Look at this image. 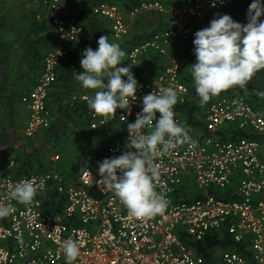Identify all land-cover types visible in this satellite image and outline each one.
Wrapping results in <instances>:
<instances>
[{"label": "built area", "instance_id": "1", "mask_svg": "<svg viewBox=\"0 0 264 264\" xmlns=\"http://www.w3.org/2000/svg\"><path fill=\"white\" fill-rule=\"evenodd\" d=\"M233 1L179 0L167 6L158 0H145L130 13L108 2L93 8L95 15L110 21L111 35L118 42L128 40L130 20L139 15H164L170 24L129 51L132 64L150 53L165 59L157 76L138 83L131 115L120 109L115 116L95 113L88 98L97 90L72 96V103L82 102L87 107L88 129L107 140L99 162L129 150L127 123L134 122L141 111V98L166 87L176 90V105H197L193 122L175 113L196 147L186 142L154 160L160 173L154 181L155 190L165 196L168 205L162 213L143 218L129 215L114 190L105 184L98 166L84 170L77 178L56 169L21 174L16 160L6 155L7 169L0 173V203L11 205L12 211L0 217V264H67L63 243L69 239L77 242L80 251L72 264H203L204 258L191 243L201 242L216 231H226L236 243L249 238L252 255L248 258L221 248L215 251L211 264H264V115L245 95L221 96L201 105L181 81L192 22ZM63 4V0H44L43 13L37 16L48 18L58 39L45 59L38 83L23 99L26 138L36 137L51 125L48 94L58 65L68 55L66 44L89 47L84 28L67 22ZM247 22L246 15L241 24ZM235 129L253 137L226 140L225 135ZM24 180L38 186L37 195L27 205L10 195ZM191 185L202 192V198L192 203L182 201L190 197L186 188ZM226 191L232 196L229 201L219 197ZM56 193L66 199L60 213L49 208Z\"/></svg>", "mask_w": 264, "mask_h": 264}, {"label": "trees", "instance_id": "2", "mask_svg": "<svg viewBox=\"0 0 264 264\" xmlns=\"http://www.w3.org/2000/svg\"><path fill=\"white\" fill-rule=\"evenodd\" d=\"M64 1V0H63ZM145 0H80L79 11L74 15H66L69 24H77L84 28V39L89 47L95 50L97 40L100 36L111 35L110 21L93 13V8L108 2L120 6L125 13H130ZM167 6L176 5L179 0H161ZM30 8L15 9L9 7L8 0H0V155H13L18 150L15 145L19 130L24 128L22 120L26 115L23 99L30 94L38 83L43 72L44 62L48 53L57 45L58 33L50 24L48 18L38 19L37 16L43 13L42 0H27ZM252 0H234L229 6L211 10L205 18L196 19L192 22L191 35L185 55L186 66L181 73V81L189 88L192 96L196 99L195 85L191 76V65L195 62L194 55V33L209 26L216 14L230 15L234 21L241 23L248 13ZM145 15V14H142ZM139 15L137 18L139 19ZM157 25L148 33H140L131 36L125 42H117L126 55L123 60L125 64L131 63L128 59L130 49L147 39H150L157 32L170 26L164 15H158ZM68 48L67 57L62 60L56 69V80L51 85L48 94V107L52 112V122L48 129L42 131L34 146L29 142L32 150H22L18 156L19 173L43 172L48 168L43 157L44 150H51V145L56 143L64 131L75 130L78 127L88 129V122L85 118L87 107L82 102H71L72 96L85 92H92L85 89L81 83L76 81L73 73L82 71L80 60L81 53L87 47L83 45L66 44ZM132 64V63H131ZM121 66H124L123 64ZM165 67L164 57L157 54L142 56L137 64H134L132 71L138 83L157 76ZM126 79V78H125ZM245 95L250 102L264 115V68L256 70L247 84L232 86L222 90L220 94L212 97L214 100L221 96ZM174 113L180 114L186 121L193 122L198 111L195 104L176 105ZM23 111V112H22ZM252 138V134L242 130H233L225 135L226 140H237ZM102 142V141H101ZM40 148H39V147ZM102 146V145H101ZM91 156L79 157L71 166V178H77L86 169H96L103 152L102 147ZM51 167V166H49ZM230 191V190H228ZM226 191L219 197L225 201L232 199ZM201 195H190L182 201L192 203L201 199ZM65 197L54 194L50 201L49 208L54 213L62 212L65 207ZM197 250L199 256L204 258L203 264H211L217 249H229L236 251L248 258H251L250 239L236 243L226 232H212L203 241L191 243Z\"/></svg>", "mask_w": 264, "mask_h": 264}, {"label": "clouds", "instance_id": "3", "mask_svg": "<svg viewBox=\"0 0 264 264\" xmlns=\"http://www.w3.org/2000/svg\"><path fill=\"white\" fill-rule=\"evenodd\" d=\"M212 6L215 7V3ZM261 17H264V0H252L246 24L234 21L230 15L216 14L208 27L194 33L195 62L190 67L201 105L222 90L232 86L243 88L256 70L264 68V20ZM97 45L95 50L91 47L83 50L82 71L73 73V77L83 88L97 90L88 98V106L95 113L115 116L120 109L131 115V103L137 99L138 88L132 71L134 64L121 66L126 53L119 44L110 42L109 36H100ZM177 99L172 87L144 95L135 121L127 123L129 150L98 164L105 184L114 190L132 217L160 214L168 205L165 196L155 190L154 181L160 173L154 160L186 142L196 147L186 128L175 119ZM43 184L41 180L40 186ZM37 192L34 181L24 180L13 187L10 195L27 205ZM11 211V205L0 203V217L8 216ZM63 252L67 264H72L80 254L77 242L66 240Z\"/></svg>", "mask_w": 264, "mask_h": 264}, {"label": "rangeland", "instance_id": "4", "mask_svg": "<svg viewBox=\"0 0 264 264\" xmlns=\"http://www.w3.org/2000/svg\"><path fill=\"white\" fill-rule=\"evenodd\" d=\"M9 1V7L15 9L14 11L16 12V9H26L28 10L30 8V4L27 3V0H8ZM43 1L42 0V6H43ZM162 3H164L161 0H158ZM79 4L74 1V0H64V13L66 15H74L79 11ZM159 14H145L142 15L138 18H134L130 20V25H131V36H134L136 34L140 33H148L150 32L153 28L156 27L157 25V17ZM109 36L110 42L117 43L115 42V39L112 37V35H105ZM118 44V43H117ZM125 58V57H123ZM122 58V62L124 66H127L125 64V61ZM51 111V110H50ZM23 112V111H22ZM24 121V125L27 122V116H25L22 119ZM21 134L17 140L15 145L19 146L21 144L22 149H26L28 151H31L32 148L29 145V142H31L32 145L37 146L39 145V142H37L38 136L34 138H26L24 136L23 130L20 131ZM92 134L89 129L84 128V127H78L77 129L69 130V131H64L60 135L59 140L57 143L52 144L51 150H44L43 152V157H44V162L46 160L47 164L46 166L51 168H47L46 170H51V169H56L58 171H61L63 174H68L71 171V166L72 164L78 159L79 157H85V156H91L93 153L96 152V147L97 144L100 142V140H97ZM27 144V145H25ZM102 145V146H101ZM102 151H104L106 145H107V140H103L101 143ZM99 146V148H100ZM39 147V146H38ZM40 148V147H39ZM22 149H20V152L18 151L16 156L14 155V159L16 162L19 164L18 156L21 154ZM57 155H59V159H57ZM12 156V155H11ZM6 156H1L0 155V173L6 172L7 169V164L4 160ZM13 157V156H12ZM190 187L186 188V191L190 195H202V192L199 191L196 187Z\"/></svg>", "mask_w": 264, "mask_h": 264}, {"label": "crops", "instance_id": "5", "mask_svg": "<svg viewBox=\"0 0 264 264\" xmlns=\"http://www.w3.org/2000/svg\"><path fill=\"white\" fill-rule=\"evenodd\" d=\"M74 1H76L78 4H79V1L80 0H74ZM64 5V4H63ZM78 6H80V5H78ZM80 8V7H79ZM130 37H131V31H130V36H129V38H128V40L130 39ZM95 90H93L92 92H94ZM92 92H85V93H92ZM81 94H83V93H81ZM26 111V110H25ZM26 115H27V111H26ZM51 115H52V112H51ZM26 125V124H25ZM24 128H22V129H20L19 130V133H21L20 131L21 130H23ZM22 133H24V132H22ZM21 134H19V136H20ZM97 140H100V142L97 144V149H96V152H97V150L99 149V146L101 145V141H103V140H105V138L104 137H102V136H98L97 134H92ZM38 136V135H37ZM19 137H17V139H18ZM59 138H60V136H59ZM59 138L57 139V141L59 140ZM16 139V140H17ZM57 141H56V143H57ZM16 143V142H15ZM55 144V143H54ZM25 145H27V144H25ZM17 148H18V150H16L14 153H13V158H14V155L16 156V154H17V152L19 151L20 152V149H22L23 147L21 146V144L19 145V146H16ZM22 147V148H21ZM23 150V149H22ZM24 150H26V149H24ZM28 151V150H27ZM95 152V153H96ZM94 154V153H93ZM92 154V155H93ZM57 156H59V155H57ZM18 164V163H17ZM19 166V165H18ZM49 168V167H48ZM51 168V167H50ZM47 171V170H46ZM61 172V171H60ZM70 173H71V171H70ZM70 173H68L67 175L69 176L70 175ZM66 175V174H65Z\"/></svg>", "mask_w": 264, "mask_h": 264}]
</instances>
